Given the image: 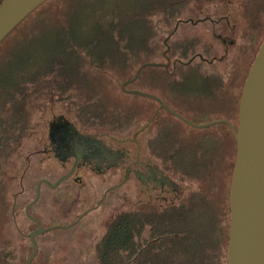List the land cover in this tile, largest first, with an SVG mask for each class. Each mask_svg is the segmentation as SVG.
I'll list each match as a JSON object with an SVG mask.
<instances>
[{
	"label": "rangeland",
	"instance_id": "1",
	"mask_svg": "<svg viewBox=\"0 0 264 264\" xmlns=\"http://www.w3.org/2000/svg\"><path fill=\"white\" fill-rule=\"evenodd\" d=\"M146 1L149 2V0H63V2L52 0L63 3L60 7L61 12L77 15L74 24L76 29L79 27L76 32L81 36L83 29L86 31L84 33L93 30L101 15L104 19L115 15H120L122 18L128 13L140 12ZM232 1L238 4L239 9L244 6L246 13H254L252 31L255 36L252 44H248L234 56V66L220 68V75L222 74L227 84L223 90L217 88L209 94L204 90L203 84L198 87L196 79L199 78L194 76L197 71L192 72L193 66H190L187 72L195 79L189 80L184 85L178 84V88L169 86L163 77L158 76L160 74L158 65L142 66L139 76L125 85L129 89L157 95L166 105L189 121L168 112L165 108H160L154 118L155 121L150 125L152 140L157 147L163 145L168 148L173 165L180 167L185 164L188 169L195 168L199 171L203 182L199 177L190 175L180 182L184 194L201 188L208 201L198 203L189 223L205 231L209 228L210 221L222 222L223 228L213 225L210 229L213 234L219 235L218 238L223 242L220 250L224 255L227 247V236L224 238L225 226L226 223L229 225L228 188L236 144L227 123L222 121L206 126L200 125L217 118H225L234 126L237 125L239 95L245 71L264 32V0H251L249 3H244L243 0ZM47 3V0L42 1L29 12L27 19L25 17L26 24L29 25L25 30L28 37L36 30L35 25L38 28L47 26L48 21L43 14L51 13ZM201 5H203L201 0H190L179 9V16H195ZM216 5L221 3L218 1ZM243 20L246 22L245 17ZM152 22L157 33L150 41V45L155 47L153 52L148 51V54L141 56L139 61L131 62L130 67L124 71L109 70L101 73L103 76H98L99 79L96 78L91 82L92 88L97 92H92L88 87L76 83L66 88L62 85L52 88L53 96L44 102L45 116H48L49 112H60L73 122L82 119L86 123L90 122L91 126L114 129L115 132H121V135H130L134 128L147 121L157 101L146 94L123 90L121 83L133 76L142 62L164 61L161 51L165 45L162 40L173 27L174 21L169 22L163 15H156L152 17ZM247 25L249 26L248 23ZM188 27L191 26L180 23L170 40L180 41L193 35L209 38L206 33L203 35L201 30ZM237 33L240 35L241 29L237 30ZM12 43L11 40L9 44ZM217 64L222 66L220 62ZM218 66L216 67L219 68ZM199 73L203 75L202 72ZM177 80H180V76L175 75L174 82ZM39 110L32 111L35 120L40 118L41 113L44 114ZM41 125L38 126L39 130L42 129ZM36 128L32 129L28 126L26 134L18 143L14 142L12 146L0 148V264H24L26 255L32 250L25 233L34 227V222L23 212L24 206L35 196L38 179L47 178L52 182L59 176L60 169L57 165L50 167L46 160L39 163L32 155L28 156L31 134H35ZM194 158L201 163H197L196 166ZM122 174L121 171H107L102 175L86 174L82 182L72 187L67 180H62L52 188L42 183L38 200L28 210L30 213L35 212L41 220L40 223L46 226V229L38 234V249L31 264H100L94 251L97 240L106 232L107 225L117 214L134 210L137 206L134 179L123 181ZM107 187L110 189L100 205L85 211L97 203ZM13 191H21L17 195L18 213L15 221L23 231L22 236H18L20 242H16L17 235L11 237V234L16 232L11 217V203L15 195H12ZM82 214L84 215L78 222L70 225ZM12 247L18 251L15 255L20 254L22 260L16 258L13 263L11 262L8 253ZM193 249L200 250L197 246ZM146 258L149 260L148 257ZM221 264H226L224 256L221 258Z\"/></svg>",
	"mask_w": 264,
	"mask_h": 264
},
{
	"label": "trees",
	"instance_id": "2",
	"mask_svg": "<svg viewBox=\"0 0 264 264\" xmlns=\"http://www.w3.org/2000/svg\"><path fill=\"white\" fill-rule=\"evenodd\" d=\"M47 1V7L51 9V13H43L48 21L47 26L38 28L35 25L36 30L28 37L25 32L29 28L26 24L28 13L26 19L24 17L9 32L10 36L8 33L0 40V148L18 143L26 134L28 126L39 130L38 126L48 118L45 116L44 102L53 96L52 88L60 85L66 88L76 83L97 92L92 88L91 82L98 76H103L101 73L109 70L124 71L130 67L131 62L139 61L148 51L153 52L155 47L150 45V41L157 33L152 17L163 15L166 21L175 23L179 9L190 0H149L140 12L128 13L122 18L115 15L104 19L101 15L93 30L87 34L83 29L82 36L76 32L79 27L76 29L74 24L77 15L61 12L63 0ZM244 1L249 3L251 0ZM160 11L167 13H154ZM176 31L177 29L173 30L170 38ZM170 38L168 42L171 56L186 59L196 50L194 40L174 41ZM11 40L13 43L9 44ZM158 67V76L163 77L173 88L195 79L188 72H178L180 80L174 82V76L170 78L163 66ZM194 76H198V87L203 84L204 90H208L211 83L221 89L227 85L222 76L215 78L199 72ZM37 109L44 114L41 113L40 118L35 120L32 111ZM206 201L204 190L199 188L189 192L187 205L181 203L157 212H120L109 222L106 232L95 244L99 263L221 264V258H226V253L221 254L220 250L223 242L210 228L213 225L220 227L222 222L210 221L209 228L205 231L189 223L198 203ZM11 217L16 231L13 236L17 235L16 242H20L18 236L23 231L16 225L12 213ZM225 230L224 238H228V223ZM25 235L30 242L27 233ZM194 246L200 250L193 249ZM15 250L13 247L8 253L12 263L16 258L22 260L20 254L15 255L18 252Z\"/></svg>",
	"mask_w": 264,
	"mask_h": 264
},
{
	"label": "flooded vegetation",
	"instance_id": "3",
	"mask_svg": "<svg viewBox=\"0 0 264 264\" xmlns=\"http://www.w3.org/2000/svg\"><path fill=\"white\" fill-rule=\"evenodd\" d=\"M218 1L221 5H216ZM201 2L203 5L199 7L195 16H178L173 29L162 40L165 45V48L161 51L164 61L157 62L162 63L159 66L165 68L170 78L175 75L179 76L178 72L186 73L190 66H193L195 72H202L203 75L207 74L219 78L222 76V74L220 75V68L222 69L224 66L227 68L229 65L234 66V56L241 52L243 48H246L248 44L254 42L255 35L252 31L254 13H246L244 6L241 9L237 8L238 4H235L232 0H201ZM243 2L245 3L244 0ZM244 17L249 26L243 20ZM180 23H187L191 26L188 28H197L203 32V35L206 33L209 37L208 39L201 38L199 35L186 37L187 39H184L186 41L194 40L196 50L188 55L185 60L180 56H171L169 54L170 44L168 40L173 30L177 29ZM239 29H241L240 35L237 33ZM262 39L259 40L256 52ZM218 51L219 54H217ZM218 62L222 63V66H218ZM250 64L246 68L244 78ZM181 65L182 67H179ZM208 87L209 89L206 92L209 94L213 93L217 88L223 90L216 87L213 83ZM155 100L157 105L149 119L134 128L130 135H121L119 132H115L114 129L91 126L90 122H73L60 112H50L48 118L41 123L42 129L36 131L35 134H31V148L28 156L32 155L39 163H43L46 160L50 167L57 165L60 169L58 172L59 176L71 171V174L63 179L69 182L70 187L82 182L83 176L86 174L102 175L107 171L123 172V181L129 178L134 179L137 195V206L134 210L137 212L164 211L163 208L166 210L171 209L181 203L187 205L186 201L189 193H183L184 188L180 182L188 175L198 178L200 174L197 169H188L185 164L180 167L173 165L168 148L163 145L162 147H157L152 140L151 122L155 121L154 118L158 110L164 108L159 106L157 99ZM138 124H140V121ZM194 160L196 161V166L197 163H201L200 160L195 158ZM44 185L46 186L45 183ZM109 189L110 187L105 188L103 196L97 203L88 207L85 211L98 207ZM21 191H13L12 193V195L15 194L11 206V213L14 219H16L18 213L16 210L17 195ZM29 214L38 217L35 212H29ZM83 215L77 216L70 225L78 222ZM35 228L36 224L34 222L32 229ZM11 237H13V234H11ZM37 239L38 235L36 236V241ZM12 249L13 247L10 251Z\"/></svg>",
	"mask_w": 264,
	"mask_h": 264
},
{
	"label": "water",
	"instance_id": "4",
	"mask_svg": "<svg viewBox=\"0 0 264 264\" xmlns=\"http://www.w3.org/2000/svg\"><path fill=\"white\" fill-rule=\"evenodd\" d=\"M42 1L44 0H1L0 40ZM160 64L162 63L157 61L142 62L133 76L121 83V88L149 95L158 100L159 106L189 122L157 95L125 87L136 79L142 66ZM222 121L228 124L236 144L228 188L226 264H264V37L244 78L239 95L237 125L234 126L225 118H217L200 126ZM70 174L71 171L60 175L53 182L47 178L37 180L35 196L24 206L25 215L36 224V228L28 233L32 250L26 257L25 264H31L38 249L36 236L46 229L38 217L29 214V207L38 200L42 182L52 188Z\"/></svg>",
	"mask_w": 264,
	"mask_h": 264
},
{
	"label": "crops",
	"instance_id": "5",
	"mask_svg": "<svg viewBox=\"0 0 264 264\" xmlns=\"http://www.w3.org/2000/svg\"><path fill=\"white\" fill-rule=\"evenodd\" d=\"M101 237H102V236H101ZM101 237H100V238H101ZM100 238H99V239H100ZM99 239H98V240H99ZM98 240H97V241H98ZM94 251H95V246H94Z\"/></svg>",
	"mask_w": 264,
	"mask_h": 264
}]
</instances>
